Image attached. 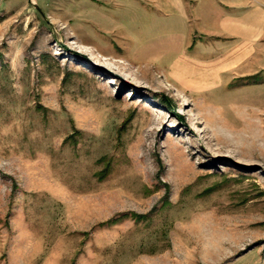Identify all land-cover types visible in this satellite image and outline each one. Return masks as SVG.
<instances>
[{"label":"rangeland","instance_id":"374dc122","mask_svg":"<svg viewBox=\"0 0 264 264\" xmlns=\"http://www.w3.org/2000/svg\"><path fill=\"white\" fill-rule=\"evenodd\" d=\"M76 4L0 0V264H264L263 41L185 93L171 24Z\"/></svg>","mask_w":264,"mask_h":264},{"label":"crops","instance_id":"0c3cea01","mask_svg":"<svg viewBox=\"0 0 264 264\" xmlns=\"http://www.w3.org/2000/svg\"><path fill=\"white\" fill-rule=\"evenodd\" d=\"M74 7L75 17L82 23L85 20L78 8L88 11L91 22L85 24L92 34H121L126 41L143 32L147 24L154 29L171 24L174 34L180 35V47L192 44L193 48L180 54L166 75L185 93L195 91L194 86L206 88L202 84L209 78L206 66L208 76L212 73L216 77H235L254 70L261 40L259 49L264 56V0H78ZM132 13L138 21L130 30L127 16ZM196 34L203 35V40L194 41Z\"/></svg>","mask_w":264,"mask_h":264},{"label":"bare ground","instance_id":"6f19581e","mask_svg":"<svg viewBox=\"0 0 264 264\" xmlns=\"http://www.w3.org/2000/svg\"><path fill=\"white\" fill-rule=\"evenodd\" d=\"M81 48H82L84 51H87V50H88V49H85V48H83V47H81ZM89 52H90V51H89ZM106 59H107V58H105V60H106ZM113 61H114V62H115V61H116V62H118V61L121 62L120 60H113ZM119 62H118V63H119ZM108 63H109V62H108ZM112 63H113V62H111V63H109V64H110L111 66L116 67V65H115L116 63H113V64H112ZM255 114H256V113H255Z\"/></svg>","mask_w":264,"mask_h":264},{"label":"trees","instance_id":"16d2710c","mask_svg":"<svg viewBox=\"0 0 264 264\" xmlns=\"http://www.w3.org/2000/svg\"><path fill=\"white\" fill-rule=\"evenodd\" d=\"M139 217V216H138Z\"/></svg>","mask_w":264,"mask_h":264}]
</instances>
